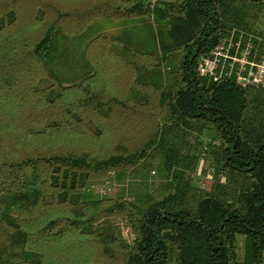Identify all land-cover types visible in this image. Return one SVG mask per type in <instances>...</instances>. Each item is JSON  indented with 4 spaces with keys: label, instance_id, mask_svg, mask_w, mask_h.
Masks as SVG:
<instances>
[{
    "label": "trees",
    "instance_id": "obj_1",
    "mask_svg": "<svg viewBox=\"0 0 264 264\" xmlns=\"http://www.w3.org/2000/svg\"><path fill=\"white\" fill-rule=\"evenodd\" d=\"M19 1L39 6L30 14L39 24L48 22L47 13L54 16L36 40L23 25L5 34L18 25V14L13 8L0 13V83L11 89L22 69L32 80L39 75L36 82L20 81L24 98L5 110L24 133L9 134L15 136L11 144L0 142V264L90 262L91 243L116 255L118 238L102 223L98 199L84 191L110 172L124 176L135 169L138 176L136 167L148 169L153 151L161 152L163 170L172 174L167 192L155 197L144 189L106 209L118 208L133 233L132 245H119L122 264H170L173 257L179 264H264V91L196 71L199 59L230 29L264 36L258 28L264 0H88L77 6L73 0ZM97 22L113 26L103 30ZM96 43L123 60L131 58L141 81L161 86V78L150 77L162 65L178 78L160 93L167 119L133 151L90 155L64 145L68 136L84 133L74 129L82 119L78 108L101 106L91 101L98 98L94 92L73 94L95 75L89 49ZM141 58L150 60L148 67L137 62ZM137 90V84L131 87L135 96ZM5 106L0 102V112ZM36 108L39 117L26 123L29 109ZM90 121L98 136L100 129ZM193 131L212 137L205 147L212 168L208 189L194 185L181 169L194 158L182 141ZM50 137L55 141L48 143ZM86 204L93 206L89 215ZM72 232L87 238L83 252L75 249L79 241L69 239Z\"/></svg>",
    "mask_w": 264,
    "mask_h": 264
},
{
    "label": "rangeland",
    "instance_id": "obj_2",
    "mask_svg": "<svg viewBox=\"0 0 264 264\" xmlns=\"http://www.w3.org/2000/svg\"><path fill=\"white\" fill-rule=\"evenodd\" d=\"M85 1V2H84ZM88 0H69V4L72 2V6H77L78 4L84 5ZM154 1V0H153ZM52 3H56L51 1ZM19 0H0V13L7 11L9 8L15 9L18 14V25L9 27L5 34L12 35L17 32L22 25L26 27L31 37L36 40L41 38L45 25L54 16L52 14H46L48 22H38L34 21V18L30 16L31 11L33 13L38 12L39 6L33 7L29 4V7ZM57 4V3H56ZM96 25L101 27V29H106L108 26H113L111 24H104L103 22H97ZM258 28L264 35V17L259 21ZM95 27L92 28V32L95 31ZM117 29V28H116ZM116 29H110V31H117ZM23 31V33H27ZM92 35H87L90 38ZM103 44L96 43L93 44L89 49V56L93 58L92 62L96 63L94 65L95 75L93 78H88L83 80L81 83V90L77 93L76 98L89 97L91 93H96L98 98L93 99V103L96 101L100 103V107H94V105L89 104L87 106H81L78 108V113L81 116V120L75 124L74 129H82L83 134L72 135V139L68 136L67 142L64 141V145L67 149L75 151H86L90 155H109L112 152L122 151L123 148L133 151L142 146L144 142L149 141L154 137L155 133L161 127V124L168 117V109L166 105L160 103V93L163 90L165 83L173 84L178 80L177 77L174 78L173 73H167V68L165 65L154 72L151 79L161 78V86L155 82L156 86L152 83L141 81L137 76V70L132 67L131 61L123 60L115 53H109L106 49H103ZM21 50L18 48L17 53ZM150 60H145L143 58L137 59V62H143L145 67L148 65ZM147 64V65H146ZM148 67V66H147ZM22 69V73L18 74V78L15 84L9 89L7 85L0 83V102L6 106L4 111L0 112V142L1 144H11L14 142L15 136L9 137V134H20L24 133L23 127H15L10 122L14 121L12 117V112L10 110L9 117L5 115V110L10 108L11 101L16 99H23L24 95L22 83L31 81L36 82L39 75L33 78ZM175 75H177L175 73ZM29 76V77H28ZM26 80V81H25ZM137 84V95L135 96L131 91V87ZM32 86V90L34 87ZM29 88V87H28ZM35 99L37 98V93L34 94ZM31 96L27 95V107L29 106V100ZM72 101V99H70ZM118 102V103H117ZM9 103V104H7ZM58 104L62 105V101H58ZM98 105V104H97ZM39 117L38 110L29 109V113L24 120L35 121ZM56 113V119H58ZM20 120V119H19ZM93 126L100 129V134L95 136V132L92 130V126L88 124L91 122ZM10 121V122H9ZM30 124V123H29ZM15 128V129H14ZM12 130V131H10ZM73 131V130H72ZM12 132V133H11ZM33 138H30L32 140ZM39 141H42L39 139ZM55 141V137H50L47 139L48 143ZM185 144L187 145V152L194 158L190 159L187 166L181 167L184 175L192 182L194 185L202 189L210 188L212 182V171L211 164L207 154H206V144L212 141L211 135L206 132L193 131L188 136L183 138ZM181 141V142H182ZM38 142V140L36 141ZM27 145H30L27 141H23ZM216 143V142H214ZM148 169L143 170L141 167H136L140 169L138 176L133 175V170H127L122 175H116L114 172H110L108 176H105L99 180L90 182L86 190V194L91 196L92 199L96 200L97 213H101L102 223H107V231L109 234H113L118 238L115 242L117 244V252L114 256H107L100 244L91 243L90 251L92 255L89 257V261L83 260L82 262L77 260V264H122L124 260V255L120 251L119 245H132L133 243V233L128 221L124 214L119 212L118 208H114L112 211H106L107 208L116 204L117 201H127L131 199L134 192L148 193L149 195L159 196L161 193L167 192L170 187V181L172 179V174L168 171H164L162 167V155L161 152L153 151L151 158H148ZM85 194V196H87ZM92 204H86L83 209L85 215H89L92 209ZM104 209V212L102 211ZM105 217V218H104ZM69 239L73 241H79L75 243V249L79 252H83V247H87L86 237L78 236L76 232H72ZM85 243V245H83ZM238 251L242 254V246L239 245ZM102 255V257H101ZM62 255H60V258ZM75 259V258H74ZM70 261V259H67ZM170 264H179L176 258H172L169 262Z\"/></svg>",
    "mask_w": 264,
    "mask_h": 264
},
{
    "label": "built area",
    "instance_id": "obj_3",
    "mask_svg": "<svg viewBox=\"0 0 264 264\" xmlns=\"http://www.w3.org/2000/svg\"><path fill=\"white\" fill-rule=\"evenodd\" d=\"M196 71L213 81L228 79L264 91V36L230 29L199 59Z\"/></svg>",
    "mask_w": 264,
    "mask_h": 264
},
{
    "label": "crops",
    "instance_id": "obj_4",
    "mask_svg": "<svg viewBox=\"0 0 264 264\" xmlns=\"http://www.w3.org/2000/svg\"><path fill=\"white\" fill-rule=\"evenodd\" d=\"M127 27H129V26H127Z\"/></svg>",
    "mask_w": 264,
    "mask_h": 264
}]
</instances>
